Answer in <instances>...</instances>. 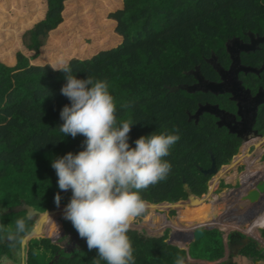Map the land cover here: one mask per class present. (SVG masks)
Returning <instances> with one entry per match:
<instances>
[{
  "label": "trees",
  "instance_id": "1",
  "mask_svg": "<svg viewBox=\"0 0 264 264\" xmlns=\"http://www.w3.org/2000/svg\"><path fill=\"white\" fill-rule=\"evenodd\" d=\"M249 32L264 34V0H0V264L9 260L21 263L22 240L7 239L21 218L28 229L22 239L33 228L35 235L53 233L40 241L53 253L47 264H93L97 256L95 249L89 251L71 221L60 218L64 217V205L45 212L37 221L42 211L57 208L54 198L58 192L60 204L69 203L71 189H59L51 164L68 152L82 151L85 139L83 135L63 136L59 131L63 124L60 112L70 101L60 92L67 73L54 71L52 65L66 61L76 78L107 82L118 122L134 123L129 133L131 147L141 136H179L163 158L171 164L167 179L140 192L143 200L178 201L190 193H205L212 176L205 171L213 162L218 168L228 164L243 141L218 126L208 112L198 123L189 119V112L209 93L182 88L171 91L170 87L190 82L188 72L196 67L207 79L219 80L209 59L214 54L228 68L232 60L227 42L234 37L248 41ZM241 59L243 64L260 66L264 42L255 51H242ZM240 77L244 78L242 73ZM252 78L251 84L255 73ZM222 96L214 101L222 105ZM255 128L264 130V104ZM237 158L238 162L244 160L241 155ZM225 173L222 175L228 179L234 177ZM219 174L212 179L210 191L216 188ZM245 177L242 174L243 181ZM202 201L199 198L196 205L204 207V213L216 210L214 203L205 207ZM189 204L174 206L181 209ZM262 213L255 217L263 219ZM182 216L185 218L179 210L176 224L190 220L187 214ZM134 222H144L161 232L156 236L135 229L128 232L135 264H176L178 257L185 264L187 250L165 241L167 233L158 228L162 224L150 211ZM230 224L237 223L226 222L224 226ZM251 247L248 242L243 250L253 253ZM224 250L222 241L210 254L198 256L191 249L189 254L212 261L223 257ZM69 256V262L60 260ZM243 261L240 257L237 262L221 264H245ZM27 264H43L30 246Z\"/></svg>",
  "mask_w": 264,
  "mask_h": 264
},
{
  "label": "clouds",
  "instance_id": "2",
  "mask_svg": "<svg viewBox=\"0 0 264 264\" xmlns=\"http://www.w3.org/2000/svg\"><path fill=\"white\" fill-rule=\"evenodd\" d=\"M51 67L67 73V82L60 92L69 99L70 106L65 105L60 112L63 124L59 131L63 136L85 137L82 151L68 152L51 164L59 189L72 192L63 216L71 221L79 237L86 240L89 251H97L93 264L102 261L135 264L128 232L147 210L140 192L167 179L171 164L163 158L170 154L179 136L167 133L141 136L134 141L135 147H131L129 133L134 123L118 122L107 82L94 81L91 77L76 78L70 74L72 69L66 61ZM54 199L59 207V192ZM27 231L25 219H17L15 231L7 239L22 240V234ZM186 257L185 264L192 258L198 259L190 258L188 251ZM176 264H184L183 259L178 257Z\"/></svg>",
  "mask_w": 264,
  "mask_h": 264
},
{
  "label": "rangeland",
  "instance_id": "3",
  "mask_svg": "<svg viewBox=\"0 0 264 264\" xmlns=\"http://www.w3.org/2000/svg\"><path fill=\"white\" fill-rule=\"evenodd\" d=\"M243 52H245V51H243ZM259 139L260 138L256 136V137L251 138V140L246 141V143L249 146L248 149L246 150V152H248V154L249 153L251 154V155H248V158H250V156H255L256 154H260L261 151L264 150V144L259 142ZM244 145H245V143H244ZM256 148H258V150H256ZM259 148H261V149H259ZM240 155L244 158V161H245L246 154H244L242 151L239 150V153H237L238 158ZM253 158H255V157H253ZM235 160H236V158H235ZM238 164L241 165L239 168H240V170H242L243 169L242 164L237 162V165ZM234 168H236V167H234ZM227 169H228L227 171H225L223 169L220 170L221 171V173H220L221 175L219 174L220 175L219 180L221 179L220 180V186L218 187V183H217L216 188L214 189V190H216V193H213L211 195L204 193V194L198 196L200 198V200L203 199L202 204L206 205L205 207H208L209 204L212 205L214 203L216 210L212 209L211 211L204 213L205 212L204 207L197 208L199 206H197L196 203H192L191 199L187 200L190 202L189 207H183L180 209L181 210V218H185L182 215L187 214L188 218H192L195 215H197L198 219L188 220L187 222H184L182 225H180V222H177V224L175 223V217L176 218L178 217L177 216L178 215V209H177L175 214H172L170 212L171 210H167V209H169L168 207L163 208V209L158 208L159 205L155 206L154 208L153 207H147V210L150 211L154 217L156 216L155 219L158 221L160 220L162 222L161 223L162 224L161 230L164 231V233H167L166 236H167V240L169 242L167 240H165V241H167L170 244L176 245L178 247H180L181 245L184 246L183 244L185 242H186L185 244H188V242L191 241V238H186V235L189 232L188 229H190V227L192 225H196L200 222H204V223L205 222H210V223L214 222L216 225L212 226L213 229L209 230V233L206 236L202 237L199 240L191 241V243L189 245L191 252L197 253L198 256L210 254L211 250L215 244H217L218 242L222 243L223 235H224V237L227 238V233L235 230L234 228L230 229L229 226L227 227V226L218 225L220 222H222L223 225H225L226 222H231L228 219H231L234 223H237V222L240 223V226H241L240 228L243 231H246V229H243L242 227L250 228L249 231L252 232L255 237L261 238L260 232L258 230L262 225H264V217H263V219H260V216H258L257 218L255 217V219L253 221H249L248 223H245V224L243 223L249 217H251L253 215L257 216V213L260 211V207L257 204H253L252 202L243 204L239 200L241 198L240 191L244 187H246V185L248 183H250L251 177H247V175H246V177L244 179V183L238 179L237 182L232 181L231 182L232 184L229 182V184H225V186H221V183L225 182V180H223V178H222L223 177L222 174L225 172L226 173L227 172H233V170H231L230 168H227ZM244 171H246V169H244ZM253 173H257V172H252L248 175L251 176ZM213 175H214V177L218 176V174H216V173H213ZM209 188H211V186ZM205 197H207V198H205ZM215 198L217 199L216 201H215ZM205 199H207L208 201ZM61 204H68V203H61ZM175 208H177V206ZM156 209L158 210V212H156ZM187 209L189 211H187L185 213L184 210H187ZM209 209H211V208H209ZM230 210L232 212H230ZM48 211H52V210H47L46 212H48ZM225 213L228 214L226 216V218H224V216H223V215H225ZM262 215L264 216V214H262ZM161 216L162 217L165 216V218L167 219V222L163 221L161 219ZM60 218H64V217H60ZM219 227H222V229H224V230L222 231ZM132 228H135L139 233H141L143 235L146 234V236H152V235L156 236V234H159V235L161 234V232H158V231L154 232L152 234L150 232V230H148V227L143 226L142 224L134 225ZM57 231H58V228H57L56 232ZM235 231H237V230H235ZM171 234H173V236H171ZM47 235L52 236L53 233L52 234H46V235L45 234L35 235V233L33 232V233L23 237V239L21 241L22 251H21V263L20 264H27L25 257L27 256L29 246L32 247L33 250L35 249L36 258L38 259L39 263L47 264L52 260L53 253L51 252V250L48 247L42 246L40 243V241L43 237H45V236L48 237ZM180 248L185 249L184 247H180ZM67 253H70V251H66L65 254H67ZM194 258H197V257H194ZM200 258L204 259V257H200ZM224 258L225 257L220 258L218 260V262H216V261H214V262L221 264L222 262L221 263H219V262H220V260H225ZM0 260H2V258H0ZM60 260L69 262L70 256L65 257L63 259L60 258ZM262 260L264 261V258ZM190 261H192V262L195 261L197 263L200 262L198 260H193V259H190ZM204 263L212 264L213 262L208 261V262H204ZM6 264H13V263L11 262V260H9V262H6Z\"/></svg>",
  "mask_w": 264,
  "mask_h": 264
},
{
  "label": "water",
  "instance_id": "4",
  "mask_svg": "<svg viewBox=\"0 0 264 264\" xmlns=\"http://www.w3.org/2000/svg\"><path fill=\"white\" fill-rule=\"evenodd\" d=\"M250 38H251V40L248 43L243 42V40H241L239 37H234L233 39H231L230 41L227 42V50L230 53V57L232 60L230 66L228 68H225L220 62H218L217 57L214 54L209 59V61L213 64L214 68L219 73L220 78H222V80L220 82H215L212 80L210 81V80L206 79L202 75V73L200 72L199 67H198V70H196L198 82L196 84H194V85L178 84V85L170 87V90L176 91V90L182 88V89H186L189 92H194L195 90H202V91L210 90V91L216 92V93L224 92L227 90V91H231L234 94L233 98H236V93L239 92L240 90L244 89V86L242 85V81L240 80V78L238 76L239 72L251 71V72H255V73H260L264 69V65L261 68H258L255 66L245 65L242 63V59H241V52L242 51H245V52L255 51L256 49H258L260 47V43L264 42V35L255 36V34L253 32H250ZM246 92H248L247 88H246ZM260 93L261 92L258 93L256 98H258ZM260 102L261 101H258L256 103V105L253 107V110H255L254 114H253V116H251L252 118H249L251 120H248L247 123L245 124V126L248 128L247 129L248 135L245 136L243 133H238V137H241L243 139V144L246 143V141L251 140V138L256 137V136L257 137H264V133L261 132L259 129L255 128V124H254V123H256V115H257L256 109L258 107L257 104H259ZM238 106L240 107V103H238ZM215 107H217L219 109V105H215ZM204 110H208V111H210V113L214 112V110L212 108H210L208 105H203V106L200 105L198 110L192 115L193 117H195L196 121L199 120L200 114H202L204 112ZM243 116H246V115H243ZM240 122H244V119L242 118V120ZM253 127L255 129H253ZM230 132H236V131L234 128H231ZM240 151H241V148H240ZM236 156H237V154H235L232 158V161L226 165L227 168L233 169L234 165L237 168L240 167L239 164L238 165L236 164L237 163V161L235 160ZM206 172L211 173V174H213V173L217 174L219 172L215 162H213L212 166L209 169H207ZM245 189H246L245 191H242L240 193V196L242 197L240 199L246 200V203L252 202L253 204H256V203L260 202L264 198V177L260 178V179L256 178L253 182L251 181L250 184L245 187ZM210 190L211 189L209 188L208 193L213 192ZM188 199L189 200L191 199L192 203H196V201L199 199V197L195 196L194 193H190L187 200ZM144 201L146 202L147 207L158 206L159 204H169V206H173V205L178 204V203L186 202L183 200H180V201L172 200L169 202L168 201H162L160 203H158L156 200L153 202L146 201V200H144ZM63 205L66 206L67 204H60V206H63ZM59 207L54 208V209H50V210H55V209H58ZM46 211H43L40 213V217L37 219V221H40L42 214L45 213ZM161 219L163 221L167 222V219L165 218V216L164 217L161 216ZM212 226H213V224L208 223V222H205V223L200 222L196 225H192L190 227V229H188L189 238H191V241L201 239L202 237H204L206 235L207 230L213 228ZM34 231H36L35 228H33L31 230V232L27 233L26 235H29V234L33 233ZM248 239H249V237H243L244 241H246ZM191 241H190V243H191ZM25 260L27 263V256L25 257ZM187 264H193V263H191L189 261V262H187Z\"/></svg>",
  "mask_w": 264,
  "mask_h": 264
},
{
  "label": "flooded vegetation",
  "instance_id": "5",
  "mask_svg": "<svg viewBox=\"0 0 264 264\" xmlns=\"http://www.w3.org/2000/svg\"><path fill=\"white\" fill-rule=\"evenodd\" d=\"M249 34H250V32H249ZM258 35H260V34H255V36H258ZM250 40H251V38H250V35H249V40L248 41H243V42L248 43V42H250ZM217 61H218V59H217ZM245 65H247V64H245ZM263 65H264V62L260 66H255V67L260 68ZM196 70H198V67H196V69L194 68L193 70H190L188 72V74L190 75V82H184V83H181V84H189V85L196 84L198 82L197 75H196ZM263 72H264V69L260 73H255V72H251V71H248V72L241 71V72H239L238 76H239L240 80L242 81V85L244 86V89L243 90H240L239 92L236 93V98H233L234 94L231 91H227V90L224 91V92H219V93L212 92L210 90L203 91L204 93H209V94H206V95H208L207 97L204 94V101H198L197 102L198 107L192 113L189 112V119H194L195 123H198L199 120L196 121L195 117H193L192 115L198 110V108H199L200 105H202V106L203 105H208L210 108H212L214 110V112L213 113L212 112L210 113V111L204 110L203 113L208 112V113L212 114L213 117L215 118L214 121L216 122V124L218 126L225 128L228 133L235 134L237 136H238V133H243L245 136H247L248 135L247 134V129L248 128L245 126V124L247 123L248 120H251L249 118H252L251 116H253V114H254V111L255 110H253V107L256 105V103L258 101H261L259 104H257V106H258L257 109H256V112H257L256 121H257L258 116H259V111H260V109L262 108V106L264 104V75H263ZM241 73H242V77H244L246 79L240 77ZM254 73L256 74V80H254V82L251 84V82L254 79V78H252V75ZM248 75L251 76V80L250 81H247ZM208 80H210V79H208ZM221 80H222V78H220L219 80L214 79L212 81L220 82ZM246 88L248 89V92H246ZM196 91H202V90H195L194 93ZM259 92H261V93L258 96V98H256V96L258 95ZM191 93H193V92H191ZM219 95H223L222 96V99H221L222 105L219 102H215L214 101L215 98H216V96H219ZM238 103H240V107L238 106ZM215 105H219V109L220 110L217 107H215ZM202 114H200V116ZM243 115H246V116H243ZM242 118L244 119V122H240L242 120ZM199 119H200V117H199ZM254 124L256 125V123H254ZM231 128H234L236 132H230V129ZM253 129H255V128L253 127ZM239 138H241V137H239ZM261 138L264 140V137H261ZM241 140L243 141L242 138H241ZM220 167L219 168L217 167L218 168V171H220L221 169L225 170L226 165L224 164V165H222ZM209 168H210V166L208 167V169ZM246 168L247 167H245V165H243V169L242 170H240V168H237V169L239 170V173H240L241 171H244V169H246ZM205 173H207V172L205 171ZM219 173H221V171L218 172L217 174H219ZM211 175H212V177H210L209 178V181L207 182V184H208V190L205 193H208L209 186H211V184H212V180L211 179L214 178V175L213 174H211ZM222 178H223V180H225V182L223 181L224 183H221V186H225V184H229V182L226 181L227 180V177L223 176ZM220 180H218V187L220 186ZM252 180L254 181L255 179L252 178ZM240 181L243 182V180H240ZM247 185H249V183ZM213 193H216V190H213V192L211 194H213ZM195 196H200V195H196L195 194ZM180 200L187 201V199H180ZM180 200H178V201H180ZM205 200H207V199H205ZM216 200L217 199L215 198V201ZM146 201H148V200H146ZM150 202H153V201H150ZM157 202L160 203L162 201H160V202L157 201ZM182 203H184V202H182ZM256 204L257 205H260V202H258ZM159 205H161V204H159ZM166 207L169 208L168 210H171L170 212L172 214H175L176 211H177V209H178V208H175L174 205L173 206L167 205ZM179 210L180 209H178V215L177 216H179ZM156 212H158L157 209H156ZM159 222H161V221L159 220ZM133 224L134 225L142 224L143 226L149 227L144 222H138V223L137 222H133ZM158 228H162V227H158ZM131 229H135V228H132L131 227ZM188 234L189 233H187L186 238H189V235ZM171 236H173V234H171ZM235 236H236L237 239H236V241H234V243H238V242L242 243L244 241L243 240V237H244L243 235L241 236V234H238L237 233V235H235ZM230 244H231V242L229 243V245ZM247 255H255V253L254 252L251 253V252L248 251L247 254H246V256Z\"/></svg>",
  "mask_w": 264,
  "mask_h": 264
},
{
  "label": "crops",
  "instance_id": "6",
  "mask_svg": "<svg viewBox=\"0 0 264 264\" xmlns=\"http://www.w3.org/2000/svg\"><path fill=\"white\" fill-rule=\"evenodd\" d=\"M259 138L262 139L261 137H259ZM261 143L264 144V140L261 141ZM248 147L249 146H248L247 143H245V145L244 144L242 145L241 151L244 154H246V158H245V161L243 160L242 162H239L240 164H242V166L245 165V167H247L246 168V171H242V172L239 173V170L237 169V167L236 168H233L232 167L233 169H231V170H233V172H231V173L230 172L229 173L227 172V173H225V175L226 176H232V175H234V177L232 179H228L227 178V180H226L227 182H230L231 183L232 181L233 182H237L238 179L239 180H242V174H244L245 176L247 175V177H251V180H252V178L253 179L259 178L260 179V178H263L264 177V150H262L260 154H256L255 156H250V158H248V155H251V154H248V152H246V150L248 149ZM256 150H258V148H256ZM253 157H255V158H253ZM225 165H227V164H225ZM234 167H235V165H234ZM252 172H257V173H253L251 176H249L248 174H250ZM252 182H253V180H252ZM245 190L246 189L244 187L240 191V193L242 191H245ZM240 200H241V202L243 204H246V200H242V199H240ZM259 207H260V211L263 210V213L262 214H264V198L260 201ZM254 219H255V215L249 217L244 222V224L245 223H248L249 221H253ZM208 223H210V222H208ZM211 223L213 224V226L216 225L214 222H211ZM218 225L224 226L222 222H220ZM231 226L232 225H229V228ZM219 228L223 231L222 227H219ZM243 228H245V227H243ZM212 229H209V230H212ZM245 229H247V228H245ZM148 230H150V232L151 231H156V232L158 231V232H160L157 228H153L152 229V228L148 227ZM209 230L206 231V234L208 233ZM235 230H237V231H235ZM235 230L232 231V232H228L227 233V238L224 237V235H223V243H224V248H225V250H224V256L223 257H225L224 258L225 260H220L219 263H221V262H230V261L231 262H233V261L234 262H237V261H239L240 257H242L243 260H244L243 263H245V264H264L263 263L264 261L262 260L264 258V236L262 234V230H264V227L261 226L259 228V230H258L260 232V237L261 238L255 237V236H248L244 232H241V230H239V229H235ZM237 233L238 234H241V236L243 235L244 237H249V239L246 240V241H243L242 243H240V242L234 243V241H236V239H237L236 236H235V235H237ZM252 238H253V240H250ZM254 241H257V242L254 243ZM230 242H231V244L229 245ZM248 242H251V244H252V247L251 248L254 250L255 255H247L246 256V254H247L248 251L245 253V250H243V248L247 245ZM185 243L183 244L184 246L181 245L180 247H184L186 250H188V256H190V258H192L191 255L189 254V249H190V246L189 245H190V242H188V244H185ZM234 245L236 247H238L237 250L234 249L235 248ZM223 257H221V258H223ZM194 260H198L200 262H198V263L195 262V261L194 262L190 261V262L193 263V264H207V263H204V262H208L209 261V262H213L214 264H218V263H215L214 261L218 262L219 259H216V260H212L211 261V260H207V259L198 258V259H194Z\"/></svg>",
  "mask_w": 264,
  "mask_h": 264
},
{
  "label": "built area",
  "instance_id": "7",
  "mask_svg": "<svg viewBox=\"0 0 264 264\" xmlns=\"http://www.w3.org/2000/svg\"><path fill=\"white\" fill-rule=\"evenodd\" d=\"M249 184H250V183H249ZM209 187H210V186H209ZM232 204H233V203H232ZM233 205H234V204H233ZM167 210H168V209H167ZM230 212H232V211L230 210ZM231 214H232V213H231ZM227 215H228V214L225 213V215H223L224 218H226ZM230 221H232V220L230 219ZM232 222H233V221H232ZM236 222H237V221H236ZM243 223H244V222H243ZM230 225H231V224H230ZM239 226H240V223L237 222V224L232 225L230 228H231V229H233V228H234V229H239V230H241V232H244L246 235L254 236L253 233L249 231V228H247L246 231H243V230L240 228L241 226H240V227H239ZM242 228H243V227H242ZM243 229H245V228H243ZM223 230H224V229H223Z\"/></svg>",
  "mask_w": 264,
  "mask_h": 264
},
{
  "label": "bare ground",
  "instance_id": "8",
  "mask_svg": "<svg viewBox=\"0 0 264 264\" xmlns=\"http://www.w3.org/2000/svg\"><path fill=\"white\" fill-rule=\"evenodd\" d=\"M193 219H198V216L195 215L194 217L190 218V220H193ZM228 220H230V219H228Z\"/></svg>",
  "mask_w": 264,
  "mask_h": 264
}]
</instances>
